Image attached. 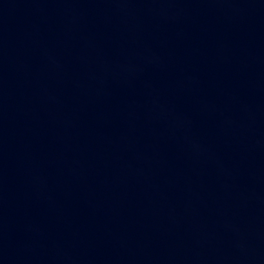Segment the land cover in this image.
I'll use <instances>...</instances> for the list:
<instances>
[{
    "label": "water",
    "instance_id": "obj_1",
    "mask_svg": "<svg viewBox=\"0 0 264 264\" xmlns=\"http://www.w3.org/2000/svg\"><path fill=\"white\" fill-rule=\"evenodd\" d=\"M0 264H264V0H0Z\"/></svg>",
    "mask_w": 264,
    "mask_h": 264
}]
</instances>
